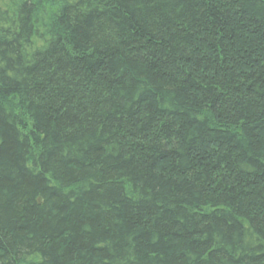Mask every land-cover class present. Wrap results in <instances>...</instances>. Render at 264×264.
Returning <instances> with one entry per match:
<instances>
[{"label": "trees", "instance_id": "16d2710c", "mask_svg": "<svg viewBox=\"0 0 264 264\" xmlns=\"http://www.w3.org/2000/svg\"><path fill=\"white\" fill-rule=\"evenodd\" d=\"M0 264H264V0H0Z\"/></svg>", "mask_w": 264, "mask_h": 264}]
</instances>
